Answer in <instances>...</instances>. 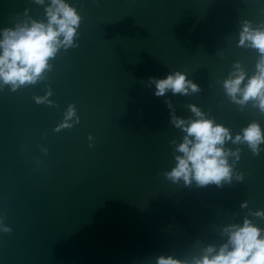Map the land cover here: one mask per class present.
<instances>
[{"label":"water","instance_id":"water-1","mask_svg":"<svg viewBox=\"0 0 264 264\" xmlns=\"http://www.w3.org/2000/svg\"><path fill=\"white\" fill-rule=\"evenodd\" d=\"M64 2L81 18L72 45L35 83L0 79V264H195L246 219L264 229V143L257 156L243 141L252 123L264 132V110L225 87L258 75L262 54L241 35L264 31V0ZM50 7L0 0V41L47 25ZM178 71L200 90L156 96L149 78ZM197 119L230 131L220 186L166 176Z\"/></svg>","mask_w":264,"mask_h":264},{"label":"clouds","instance_id":"clouds-1","mask_svg":"<svg viewBox=\"0 0 264 264\" xmlns=\"http://www.w3.org/2000/svg\"><path fill=\"white\" fill-rule=\"evenodd\" d=\"M53 7L48 9L49 22L47 25L33 22L31 27H20L16 30H5L4 39L0 41V79L6 84L16 86L26 83H35L42 72L48 67V61L55 55L59 46H71L76 35V28L80 24V16L76 10L64 0H52ZM63 36V41L60 37ZM250 41L251 46L257 48L262 54L258 64V75L249 79L246 86L241 89L240 85L245 76L241 72L234 80L225 82L229 95L235 99L237 93H241L245 103L250 99L258 100L259 107L264 110V31L252 32L246 25L241 35V44ZM156 85V96H163L169 89L175 93L187 94L188 87L199 91V85L187 79L184 73L176 72L169 74L167 78H149ZM192 111L201 116L202 113L191 106ZM75 115V109L70 106L68 118ZM177 126H183L185 121L173 118ZM187 136L178 151L182 156L176 157L178 163L166 176L175 181L183 179L186 185L195 180L201 187L210 184L221 185V182L230 181L231 169L227 164L226 153L222 147L227 140H231L230 131L223 125L215 124L213 120L197 119L184 129ZM194 138V139H192ZM238 135L236 141L240 142ZM243 141H246L253 150L254 155H260L259 148L264 143V132L258 123H252L243 131ZM243 179V177H241ZM246 206V204H245ZM256 215L264 216V211ZM10 232L11 229L5 228ZM230 236L227 244L223 245L219 252L211 255L215 250L207 249L209 255L196 260L195 264H264V236L261 229L245 220L243 226L235 225L228 229ZM157 264H183L171 256L158 258Z\"/></svg>","mask_w":264,"mask_h":264}]
</instances>
